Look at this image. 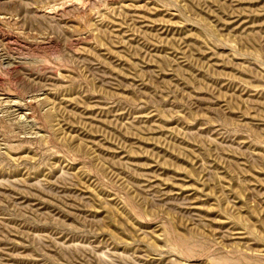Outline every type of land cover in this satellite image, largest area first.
Segmentation results:
<instances>
[{
	"label": "rangeland",
	"instance_id": "374dc122",
	"mask_svg": "<svg viewBox=\"0 0 264 264\" xmlns=\"http://www.w3.org/2000/svg\"><path fill=\"white\" fill-rule=\"evenodd\" d=\"M0 264H264V0H0Z\"/></svg>",
	"mask_w": 264,
	"mask_h": 264
}]
</instances>
